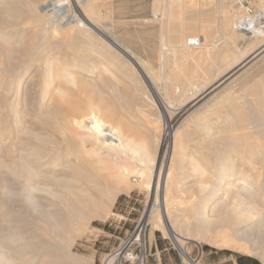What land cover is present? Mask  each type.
Listing matches in <instances>:
<instances>
[{"label":"rangeland","instance_id":"rangeland-1","mask_svg":"<svg viewBox=\"0 0 264 264\" xmlns=\"http://www.w3.org/2000/svg\"><path fill=\"white\" fill-rule=\"evenodd\" d=\"M19 1L25 5L33 3L35 7L40 9L42 5L52 0H17L20 5L21 2ZM66 2L67 12L64 17L63 15L57 17L54 13L52 14L53 10L49 7L43 9L47 18L51 15L49 21L39 20V23L34 24L24 20L14 25L1 23L0 27L4 31H14L15 28V30L23 29L28 42L43 35L44 41L47 42L48 40L47 43L50 47L63 42L65 45L69 44L67 39L70 35L73 36L72 27L70 30H66L67 25H65L63 30L59 27L60 23L68 22L70 20L68 17L79 19L81 24L79 28L82 30L74 32V36L81 37L79 39H85L86 44L93 45L87 46L92 50L86 52L89 55L86 58L87 61H84L87 65L84 62H79V65H86L91 69L99 70L93 75H85V80L89 85L86 89H81L77 82L72 83L63 80L61 84L64 83V92L67 93V96L76 97L75 100L85 105V113H83L84 116L86 115L85 118L91 117L92 114L93 116L97 115L104 122L122 130L126 138L132 140V142L130 141L131 144L133 143L134 145H132L139 151L142 150L140 152L147 157L146 161H143L144 165L140 167L146 171L145 181L140 182L139 175L132 172L130 181L127 180L129 186L123 185L125 187L117 194L115 201L110 206V211L105 213L104 217H93L89 220L87 232L76 239L73 252L87 258L89 264H105L109 255L132 237L134 243L129 249L130 254L123 257L117 264H190V261L183 259L181 250L174 241L172 234L166 231L163 226L155 229L153 239H149L152 225L146 223V219L150 210V201L155 193H157L155 195H159L157 197L159 199L162 196L169 199L170 207L176 210L177 215L179 214L181 217L183 215L184 219L190 218L192 220L195 217L193 213L198 211L200 214H207L206 217L213 218V220L221 216L222 207L219 206L218 209V205L214 206L211 203L212 199L209 198L211 196L209 193L216 185V172L212 171V169L214 170L212 166L217 156L223 151L217 147L212 138L200 134L197 124L199 119L203 120L201 117L210 122L217 120V122L229 121L234 123L235 119L232 117L226 119L231 113L229 106L233 107V105L245 103L244 100H252L251 93L261 87L257 81L264 76V51L257 54L254 52L264 44V37H250V34L237 31L234 28L237 20L246 14L245 7L240 3V0H87L86 9L84 6L81 7L83 11L91 15L89 16L90 19L96 20L95 22L99 27L108 31L112 30L111 33L132 53L139 55L142 59L141 66H139L128 56L117 51L114 52L113 48L109 47L95 28L82 25L86 23V20L76 9V0H66ZM253 4L261 9L264 7V0H256ZM236 13L239 15L234 18ZM75 23V21L71 22V24ZM42 29L44 30L42 31ZM193 37H200L203 41L200 48H191L187 45V40ZM174 39H185L186 47L182 48L181 52H172L170 40ZM16 41L15 39L13 42ZM94 46L110 49L111 53L113 52L111 58L101 56L99 49H96L98 47L94 49ZM4 47V43L0 40V70L2 71L8 68L6 61L8 58L2 51ZM218 50H221L220 54H211ZM73 51V49L58 50V52L53 53L55 56L50 57L49 55L48 57L54 62L51 65L43 63L46 58L44 56L45 58L43 57L41 61L36 62L31 71L25 73L24 85L27 82H34L40 86L47 85L50 87L49 90H53L59 84V79L63 73L60 70L55 75V71L48 73L49 71L44 72L43 68L49 66L62 67L65 63L74 62ZM15 58L14 60L18 63L20 57ZM57 59H60V63L56 62ZM238 61L239 63L231 68ZM104 65L108 70L104 71ZM24 72L26 71L24 70ZM71 72L80 75L76 69L71 70ZM34 74L36 76L29 80V77ZM8 78L9 75L0 74V82L2 80L7 81ZM148 78L151 79L156 89L152 88L153 84H150ZM99 79L100 81H98ZM52 81L54 82L51 83ZM55 90L54 92H56ZM120 91L121 94H119ZM55 95L58 97L59 93L56 92ZM161 97L169 104L172 103V108L175 107L176 110L165 108ZM33 98H30L29 101L35 100V104L30 102L27 104L29 107L27 105L24 107L23 103H16L13 92L8 93L5 87L0 86V104H4L5 110L7 109L6 111L12 116L14 113L10 108L16 104L17 108H20L19 112L23 116L25 115L27 127L30 126L35 131L39 129L42 131L41 125H34L36 115L34 111L36 113L37 103H40L41 99L39 96ZM49 100L47 97L44 102L48 103ZM249 101L246 103L250 104ZM34 105L36 106L34 107ZM13 121L15 119H10L12 130L9 131L10 136L6 140H15L17 130L19 131L20 127L23 126H19ZM119 124L122 126L119 127ZM26 125L23 127L24 129L27 128ZM168 127L171 130L166 132ZM244 129H241V133L238 131L240 129L233 130V138L242 137L244 139L245 136L243 135L245 134L246 137L253 136L252 128L246 127ZM233 138L229 139V142L234 143ZM260 138L256 137L258 141L264 142V139ZM173 139L177 141L175 152L172 149ZM26 140L24 141L26 142ZM210 140L212 141L210 142ZM91 144V141L85 143L88 147L92 146ZM4 145L0 146V154L4 153L6 148ZM97 152L100 154L99 151ZM98 154L94 151L89 158L96 161L100 158L103 159L99 166L103 170L101 173L106 175L116 169V166L121 164V160H123L119 157L120 155ZM172 161L174 162L172 164V168L174 167L172 169L173 183L168 181L170 169L167 166ZM198 161H202L203 167H205L203 175L200 172L204 169L200 171L194 167V163H198ZM131 162L133 166H136L137 160L131 159ZM161 165L163 166L162 169L167 167L166 170H162L161 178L158 179L156 172H159ZM149 181L151 182L150 187ZM155 183H159V186ZM28 190L23 176L11 172L6 167L0 169V205L9 208V204L13 203L16 207L23 208L24 219L22 220H24V225L26 224L25 226L30 230L34 229V233L38 237H43L44 234L38 225L43 223L41 218L49 214L50 203L56 197L45 193L43 196L37 197L39 198L37 205L29 203L30 206L28 207L25 204ZM201 202H205L207 206H205V210L201 206ZM37 206L42 207L38 209ZM154 208L157 216L163 220L162 210L160 211L157 204L154 205ZM36 209L37 211L33 215L32 210ZM181 211H184L183 214L180 213ZM262 225L261 229L256 228L254 231L252 230V234L244 236L242 242L246 243L248 249L238 246L236 239L231 236V229L227 225L216 223L217 228L212 229L211 233L210 230L206 231L204 235H200L201 237L199 235L196 237L194 231H188L185 226L178 227L177 231L181 233V242L187 245L190 257L199 264H239L238 256H249L256 259L259 264H264V224ZM223 233H230L228 238L233 241L227 240L228 238H224V241L218 240L220 239L219 235H223ZM138 236L139 239H136ZM209 239L215 241L209 242ZM144 240L146 242L145 248L143 246ZM256 240L259 242L257 248H255L257 246ZM243 264L250 263L244 260Z\"/></svg>","mask_w":264,"mask_h":264},{"label":"bare ground","instance_id":"bare-ground-1","mask_svg":"<svg viewBox=\"0 0 264 264\" xmlns=\"http://www.w3.org/2000/svg\"><path fill=\"white\" fill-rule=\"evenodd\" d=\"M66 3V0H52L42 5L39 9L38 7H35L33 3L25 5L21 2L19 5L17 0H0V24L4 23L14 25L19 24L24 20H28L29 23L34 24L39 23V20L49 21L51 15L47 18V14L43 10L49 7L53 10L52 14L54 13L57 17L63 15L64 17L67 12ZM87 4V0H76L75 2L76 9L86 20V23L84 22L85 24L82 25L88 28H95L97 32H99L100 36L107 42L109 47H111V49L113 48L114 52L117 51L124 56H128L135 64L141 66L142 59L139 55L132 53L126 45H124L114 36V34L111 33L112 30L108 31L103 27H99L96 24L97 22H95L96 20L93 21V18L90 19L89 16L91 15L83 11V8L81 7H85ZM75 15L77 16V14ZM238 15L239 13H236L234 18H237ZM68 18L70 19L68 22L60 23L59 26L63 28V30L65 25H67L66 30H70L72 27L73 36H69L67 39L69 44L66 45L62 41L63 45L58 43L49 47L47 43L48 40L45 42V37L43 38V35H40L38 38H34V40L28 42L23 29L15 30V28L14 31H4L0 27V40L5 45L2 51L8 58V60H6L8 68L3 71L0 70V74L3 73V75H9L7 81L2 80L0 82V86L5 87L8 93L13 92L14 100L17 101L16 103H23L24 107L31 102L29 101L30 98H37V96H39L41 100L40 103H37L38 106L36 113L34 111V114H36L34 125L37 124L42 127V131L39 128L38 131H35L30 128V126H28V128L25 122V115L23 116L21 112H19L20 108H17L16 104L10 108L14 113L12 116L8 111H6L7 109L5 110L4 104H0V146L5 144L4 146L6 147H4V153L0 154V169L2 167H6L11 172L19 174L25 178L26 185L29 188L27 199L25 200V204H27L28 207L30 206L29 203L37 205L39 199L37 197L43 196L45 193L56 197V199L50 203L49 214L41 218L43 223L38 225L45 235H43V237H38L35 235L36 233H34V229L30 230L25 226L26 224L24 225V220H22L24 219L23 208L16 207L13 203L9 204V208H4V205H0V264H89V260L87 258L73 252V246L76 239L86 234L89 220L91 218L104 217L105 213L110 211V206L115 201L117 194L125 187H123V185H128L127 180H129L132 172L139 175L140 182L142 183L144 176L147 175L146 171L140 168L144 165L143 161H146L147 157H145L144 153L142 154L140 152L142 150L139 151L133 146V143V145L131 144L132 140L126 138L122 130L104 122L97 115L93 116L92 114L91 117L85 118L86 115L84 116L83 114L85 113V105L78 100H75L76 97L72 98L67 96V93L65 94L64 83L61 84L63 80L72 83L77 82L81 89H86L89 85L85 80V75H93L99 70H96L95 68L91 69L86 66L87 64L84 61H87L86 58L89 56L86 52L92 51L87 48V46L93 45L86 44L84 41L85 39H79L81 37L74 36V32L82 30L79 28L81 24L78 21L79 19L75 17ZM242 19L243 17L238 19L236 24H238ZM72 21H75L76 23L71 24ZM43 30L44 29H42V31ZM250 37L262 38L264 37V33H255ZM15 39L17 41L13 42ZM95 48L99 49L101 56L111 58L113 52L111 53L110 49L99 46H94V49ZM70 49L74 50L72 54L74 62L70 64L65 63L64 66L56 68L54 66H49L45 69L42 67L44 72L49 71L48 73H51L52 71H55V75H57L59 73L58 71L61 70L63 73H61L62 76L59 79V84H56L57 86L55 88L53 87V90H49L50 87L47 85L40 86L38 83L34 82H31L32 84L27 82V84L24 85L25 73H27V71H31L37 61H41V59L46 56V58L44 57L45 60H42L43 63H45V65H51V63L54 62L51 61L50 57L54 55V52H58V50L68 51ZM263 51L264 44L257 48L254 52L257 54ZM49 55L50 57H48ZM15 57H20L18 63L14 60ZM59 60L56 62H59ZM79 62H84L86 65H79ZM238 63L231 66V68ZM103 68L104 71L108 70L105 65ZM75 69L80 75L71 72V70ZM24 70L26 72H24ZM34 76H36V74L30 76L29 80H32ZM3 81H5V85H3ZM98 81H100V79ZM149 81L150 84H153L151 79H149ZM53 82L54 81L51 83ZM257 82H259L261 87L254 90L253 93L250 92L252 95L251 101L244 100L245 103L233 105V107L229 106V109L231 107L229 110L231 113H228L229 115L227 114L228 118L226 119L232 117L235 119L234 123L229 121L217 122V120L214 121L216 122L214 123L207 121L204 117H201L203 120L199 119L197 124L200 134L208 136V138H212L217 147L223 151L222 153L220 152L221 154L218 155L219 157L217 156L212 166L214 168L212 171L216 172V185L209 193L211 195L209 198L212 199V201L210 199L211 203H213L214 206L218 205V209L220 208L219 206L223 209L220 214L221 216L218 219L216 218L217 222L215 221L216 219H209L206 217L207 214H200L199 211L193 213L195 217L192 220H190V218H186L188 220L187 221L184 219L183 215L181 217L178 214L180 216L179 217L176 214V210L170 207L169 199L163 196L159 199L157 198L159 195H155L157 193L154 194L152 197L153 199L150 201V210L146 219V223H151L152 225L149 239H153L155 229L159 226H163L166 231L172 234L174 241L181 250L183 259L190 261V264L199 263L192 260L190 257L191 255H189L187 245L181 242L182 235L179 231H177L178 227L185 226L188 231H194V235L198 237V235H204V233L209 230L211 233V230L215 229L216 223L219 225H227L231 229V236L236 239L238 246L243 249H248L246 243L242 242L244 236L252 234V230L254 231V229L260 228L263 226L262 224H264V142L256 139V137L264 139V76H262V78H260ZM152 88L156 89L154 84L152 85ZM54 90L59 93L58 97L55 95L56 92H54ZM119 94H121V91ZM47 97L50 100L48 103H45L44 100ZM161 99L165 108H175H172V103L169 104L163 97H161ZM34 101L35 100L31 103L35 104ZM248 101L250 104L246 103ZM35 106L36 105H34V107ZM175 110L176 109H174V111ZM108 116L110 117V114ZM10 119H15L13 122L19 126L23 125L20 127L19 131L17 130L15 140H6L7 137L10 136L9 131L12 130ZM120 121H122V119H120ZM120 124L119 127L123 125ZM126 124L128 125V123ZM25 125L27 127H25L26 129L23 128ZM246 127L252 128L253 136L246 137L245 134L243 135L245 136L244 139L241 136L240 137L242 139L233 138V130L235 131V129H240L238 130L240 132L241 129L243 130ZM43 130H46V132H43ZM170 130L171 128L168 127L165 131L168 132ZM247 131L249 133V130ZM234 133L236 134V132ZM231 138L234 139V143L229 142V139ZM23 139H27L26 142ZM176 139H173L174 141L172 145L174 152L177 142ZM4 140L6 141L4 142ZM90 141L92 142V146L88 147V145H85V143ZM211 141L212 140H210V142ZM233 149L235 154L233 153ZM94 151H96L97 154V151H99L101 155H120L119 157L123 159L121 160L122 163L117 165L116 169L111 171V173L107 175L102 174L101 172L103 170H101L99 164L102 163L103 159L100 158V160L96 161L89 158ZM131 159L137 160L136 166L131 164ZM199 161L198 163H194V167L196 169H200L201 171V169H204L205 167H203V162L201 161V164ZM173 163L174 162L172 161V163L167 165L168 169H170L168 181H171V183H173ZM167 166L162 169L163 166L161 165L159 172H156V174H158V179L161 178L160 176L162 175V170H166ZM153 169L154 168L152 167V170ZM157 169H159V166H157ZM201 173L203 175L205 173V169L200 172V174ZM150 183L151 182L149 181V187ZM155 184H158L157 186H159V183ZM201 184L203 185V183ZM205 199L207 200V198ZM156 200L157 202L155 203ZM206 200L205 202H207ZM205 202H201V206L204 207H202L204 210L206 206ZM156 204L160 211L162 210V214L164 216L163 220H161L160 216L158 217L156 214L154 208V205ZM37 207L40 209L42 206ZM36 211L37 209L32 210V214L34 215ZM182 212L184 211H181L180 213ZM229 234H220V239L218 240L224 241V238H228ZM136 239H139V236L136 237ZM210 239L209 242L215 241ZM227 240L230 239L228 238ZM258 243V240H256L255 244L257 246L255 248L258 247ZM143 246L144 248L146 246L145 240L143 241ZM112 262L113 258L106 262V264H112Z\"/></svg>","mask_w":264,"mask_h":264},{"label":"built area","instance_id":"built-area-1","mask_svg":"<svg viewBox=\"0 0 264 264\" xmlns=\"http://www.w3.org/2000/svg\"><path fill=\"white\" fill-rule=\"evenodd\" d=\"M256 0H240V3L245 7L246 14L243 19L234 25V28L237 31L244 32L253 36L255 33H264V7L258 9L253 2ZM203 41L200 37H193L188 39V46L191 48H200ZM131 237L124 244L117 247L105 260L108 262L113 258L112 264H117L123 257L127 256L129 253L130 247L133 245L134 241Z\"/></svg>","mask_w":264,"mask_h":264},{"label":"crops","instance_id":"crops-1","mask_svg":"<svg viewBox=\"0 0 264 264\" xmlns=\"http://www.w3.org/2000/svg\"><path fill=\"white\" fill-rule=\"evenodd\" d=\"M184 40L185 39H174V40H170V42L172 44V52L173 53H176L177 51H180L181 52V49L184 48V47H186L185 46V43H184ZM187 42H188V40H187ZM220 52H221V50H218V51H214V53H211V54H215L216 55V54H220ZM238 62H236V63H238ZM179 68H181V67H179ZM180 70L183 71L182 68Z\"/></svg>","mask_w":264,"mask_h":264},{"label":"trees","instance_id":"trees-1","mask_svg":"<svg viewBox=\"0 0 264 264\" xmlns=\"http://www.w3.org/2000/svg\"><path fill=\"white\" fill-rule=\"evenodd\" d=\"M244 260H247L250 264H259V262L256 259L252 258V257H249V256H238L239 264H243Z\"/></svg>","mask_w":264,"mask_h":264}]
</instances>
